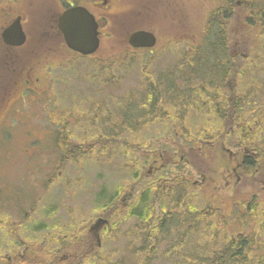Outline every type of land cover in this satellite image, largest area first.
I'll return each mask as SVG.
<instances>
[{"label": "rangeland", "instance_id": "obj_1", "mask_svg": "<svg viewBox=\"0 0 264 264\" xmlns=\"http://www.w3.org/2000/svg\"><path fill=\"white\" fill-rule=\"evenodd\" d=\"M233 1L222 5L228 6L226 16L216 9L221 0H112L115 12L104 28L112 40L94 56L110 63V77L96 71L98 62L87 66L83 57L65 54L58 61L68 69L54 72L40 95L41 82L35 88L38 94H22L25 76H9L13 68L15 74L26 71L31 58L34 63L40 56L30 57L24 47L12 63L0 41V190L14 188L10 195L16 193L11 203L0 199V264L7 263L5 256L28 254L32 248L45 247V254L52 256L74 250L62 247V235L67 234L64 241L71 245L77 229L86 232L105 212L111 214L115 230L110 226L102 232L100 247H84L83 263L91 258L86 264H190L193 258L173 251L181 255L191 250L210 264L209 248L222 247L227 233L236 232L257 235L264 244V155L240 171L229 158V151H239L241 158L244 148L254 150L241 144L238 128H231L236 120L244 116L249 131L264 132L255 118L258 109L264 116V23L259 19L264 0ZM21 9L30 35L26 46L39 45L44 14L24 2ZM138 29L153 30L159 44L152 54L134 50L126 59L127 41ZM219 43L224 48L214 52ZM197 45L201 48L194 52ZM214 53L219 55L211 59ZM170 71L177 72L176 79H166ZM92 139L94 146L85 147L84 140ZM190 147L197 150L182 156ZM60 149L72 157L61 161ZM182 157V166L187 159L194 165L186 177L179 166L168 163ZM58 159L61 165L52 170ZM37 162L46 165L45 171L35 170ZM51 170L53 176L60 174L44 193L49 187L40 180ZM177 176L187 180L174 182ZM153 183L158 184L146 193ZM117 192L126 195L115 197ZM140 192L153 199L150 224L158 217L180 220L178 237L166 229V237L175 239L180 249L166 247L168 241L150 245L152 225L147 233L143 222L150 217L146 206L143 218L128 212ZM176 200L180 205L172 209ZM247 204L257 209L254 223ZM28 209L36 213L26 216ZM195 228L198 238L205 235L203 247H197V237L189 247V232ZM252 253L257 254L251 247L249 257ZM259 259L264 264V255Z\"/></svg>", "mask_w": 264, "mask_h": 264}, {"label": "flooded vegetation", "instance_id": "obj_2", "mask_svg": "<svg viewBox=\"0 0 264 264\" xmlns=\"http://www.w3.org/2000/svg\"><path fill=\"white\" fill-rule=\"evenodd\" d=\"M221 1H222L221 6L217 8L224 9V10L228 8L227 5L232 4V2L234 3L233 0H221ZM2 2H5V4L0 5V18H1L0 41H1L2 47L4 48L5 52L8 55H10L11 57L9 58L10 61L12 63H15L17 59H20V54H19L20 49L24 47H25L23 50L24 53H27L29 50V54H31L30 57H35L36 55L40 56L38 59H35L34 63L32 62V58H31V64L28 68H26L27 69L26 71L22 69L21 71H19V74L14 73L15 68L9 71V74H10L9 76L11 77V79L16 78L15 75L25 76L23 83L26 84V87L22 85L23 87L22 94H24V92H27L32 95L38 94L39 92L36 91L35 88L37 86V83L39 82L42 83V87L40 89L39 95L43 94L46 88H48L49 85H51L49 83V79L51 81L53 80V77H52L53 73L58 72L61 69H65V70L68 69L67 67H63V68L60 67V62L58 61V57H61L62 55H65V54H68L70 56V53L76 55L75 52H73L67 47V41L65 38L64 31L59 26V17L65 11L72 9V8H77V7L85 8L86 10H88V12H90L93 15L94 19L96 20L98 24L97 31H98V38H99V47L100 45L103 44V42L112 40V33L110 31L109 32L104 31L106 23H111L109 22V18L111 17V14L115 12V5L112 2V0H2ZM22 2L28 5H32V8L40 7L39 12L44 14L43 19H41V21L39 22L40 32H41V35H39L40 36L39 45L36 42L34 45L30 44L26 46L29 43L28 39L30 35L28 34V30H26L25 19L23 18L24 15H23V12L21 11ZM224 2L225 3L227 2L226 6H222ZM17 19L20 20L23 32L25 34V41L22 45H19V46L12 44L13 41L9 43L6 42L4 38L2 37V32ZM126 22L127 20L125 18V23ZM123 25H126V24H123ZM10 40L11 39H7V41H10ZM121 42L122 44L124 43L122 39H121ZM112 49H114V45H112L110 50ZM126 55H128V53H126L125 56ZM42 56H44V58H42ZM77 56L80 57V55H77ZM66 65H68V63ZM176 73H174L173 71L169 72V74H171L172 77H174V74ZM1 81L2 79H0V82ZM30 84H32V87L30 86ZM52 141L53 140H51V142ZM55 146L58 149L61 147V144L58 140H57V144L55 143ZM179 150H183V149H179ZM196 150L197 148L190 147L188 150H183L182 156H184L186 152H195ZM262 150L264 151V146L262 147ZM229 153H230L229 158L230 159L234 158V162L238 166L241 165L242 163L243 164L245 163L243 161L245 159V157H243L244 154L241 158H239L238 157L239 151H234V152L229 151ZM252 153L254 155L257 154V152H252ZM62 155L64 156L63 153ZM164 155L165 154L160 153L161 159L163 161L167 160L164 157ZM143 159L144 157H142V160ZM182 160H183V157L182 159L180 158L179 162L177 163L173 162L171 164L179 166L180 170L178 172H182L184 176L186 177V174L189 175V173L191 172L189 168L194 169V165L191 166V162L189 161V159H187L186 163L182 166L181 165ZM249 160L256 162L255 159L249 158ZM59 164L61 165L60 159L57 160V163L53 166L52 170L57 169L60 166ZM33 165L35 167V170H37L38 173H40V170L45 171L44 166L46 165L42 167L38 165L37 163ZM186 165H188V167H186ZM52 170L46 176L45 181H43V179L42 180L39 179L42 185L48 186V187L52 185L53 183V175H52L53 171ZM43 176H44L43 174H39V177H43ZM176 178L178 180H187L183 177H178V176ZM10 191L6 192L4 189L0 190V199L7 200L9 203H11L14 200L12 198H15L16 193L10 195V193H12ZM130 193L132 194L131 191H129V194ZM4 195H10V198L3 197ZM15 209H16V206H15ZM26 213L27 212H25V214ZM143 219H144L143 222L145 223L144 230L148 233V226L150 225L149 219L148 218H143ZM164 220H165V217L159 218L157 223L153 224L152 227L154 228L156 225H158L157 227L158 229H163ZM172 226L174 227L175 224L173 223ZM88 228L86 232L85 230L81 228L77 229L76 232L71 235V238H70V240L72 241L71 245L69 244V241H64L66 238H68L67 234L62 235V238H63L62 247H89V248L100 247V243H101L100 235L98 236L95 231L89 232L91 229L88 231ZM25 256H26V253H23L21 255V257H25ZM83 256L84 254H82L81 257ZM4 258H6L7 264H11V261L15 259V257H12V256H5ZM60 258H62L63 260L71 259L72 263L77 261V259L73 257L72 254L69 252L63 253V255L60 257H53L52 261H57Z\"/></svg>", "mask_w": 264, "mask_h": 264}, {"label": "trees", "instance_id": "obj_3", "mask_svg": "<svg viewBox=\"0 0 264 264\" xmlns=\"http://www.w3.org/2000/svg\"><path fill=\"white\" fill-rule=\"evenodd\" d=\"M217 10L221 11V13H223V15H226V16L229 15V12H227V11H229V9H227V11H226V9L224 10V9H218L217 8ZM215 13H217V12H215ZM219 15H221V14L219 13ZM223 15H221V18L223 17ZM259 19L262 20V22L264 23V14L260 15ZM219 26H220L221 30L225 29V26L223 24L222 25L219 24ZM204 29H207V28L205 27ZM224 45H225L224 43H219V44L215 45L214 46V52L222 51V48H224ZM193 47H194L193 48L194 52H196L201 48V45H197V46H193ZM218 55H217V53H214V55H211V59H216V57H218ZM83 59L85 62H87L86 63L87 66H90V63H93V60L98 62V65L100 66L99 70L101 72V76H109L110 77V75L112 73L111 65H110V63L105 64L103 58L94 57V59H93V58H90L89 56H86V57H83ZM259 110L260 109L257 110V114H256L255 118L257 121V125L259 127H263V129H264V126H260L258 124L259 122L264 123V116L261 117L258 114ZM232 118H234V116H232ZM236 118H239V116ZM227 119H231V118H227ZM246 121H247L246 118H243L242 122L240 119L236 120L232 125H238L240 133L238 131H235V132L238 134L240 139L242 137L243 140H246L244 142L245 145L247 144L249 146H254L257 150H261V145L264 146V132H259V131L251 132V131H249V129L247 128V125H245L243 123ZM255 134L257 135V137H255ZM258 140H260V141H258ZM255 142H259V144H256ZM94 144H95L94 139L90 140L89 142L84 140V146L85 147L87 145L88 146H94ZM104 146H106V142H104ZM61 151L64 154V158H69V157L71 158L72 157V155L68 151H65V150H61ZM263 155H264V153L260 152L258 157H262ZM245 157H247V158H245L243 160L245 162L243 165L248 166V167L255 166L256 162L250 161L249 160L250 157H248V156H245ZM255 158L256 157H254V158L252 157L251 159H255ZM168 163L171 164L173 162H170L168 160ZM255 176H257V175H255ZM177 180L178 179L176 177L173 179L174 182ZM155 184H158V183L149 184V187H148L149 189H146L145 192L149 193L148 190L153 189L155 187ZM237 185H236V188H237ZM180 186H181V184L178 183V186H175V188L178 189ZM145 192H140V194L138 195L137 200H136L137 202L132 207L133 211H128V212H132V214L138 215V216H140V218H143V216H144L143 212L145 211L144 207L146 206V212L150 213L149 214L150 217H148L149 215H147V217L149 219V222H151L155 218L153 216L154 212H151L149 209V204L153 201V199H149L150 196L147 197L145 195ZM99 198L103 200L105 197L100 196ZM171 200L174 201V197H171ZM176 202H177V200H176ZM246 206H248V210H250V214H251L249 219L252 220V222L254 223L255 222L254 218L257 217L256 216L257 215L256 214L257 209L255 207H252L249 204H247ZM161 209L164 210L163 207H161ZM161 209H159V210L161 211ZM210 210H213V208H211ZM104 216L108 220H109V218H111V214L108 212H105ZM227 216L228 215H224L225 218H227ZM243 219L245 220V219H247V217L243 216ZM111 226L115 227L113 222L111 223ZM155 227H158V225H156ZM163 233L164 232H158L157 235L154 237L159 238V237H161V235ZM16 236L18 237L19 235H16ZM226 237H227V242L222 247H219V248L218 247L217 248L210 247L209 248L208 251H210L209 255L211 258L210 264H262V260H260L259 258L262 255H264V249L262 247H258L257 245H264V244H262V241H260L257 238V235L252 236V238H249L241 232H236L235 234L231 233V235H228V233H227ZM151 239L152 238L150 237L149 243H151ZM177 247H179V249H180V245H178ZM251 247L254 249V251L257 252V254L255 255L254 253H252L249 257L248 254H249V251L251 250ZM65 250L67 252L69 251V253H71L72 256L77 259L76 262L71 263V264H86L87 261L91 260V258H87L86 263L82 262L81 250L84 251V247H77L74 250H70V248H68ZM45 253H46L45 247H43L42 250H40V249L35 250L32 248L30 254H28V255H30L29 257L25 256L22 259L15 257V259L13 260V264H42L41 261H43L45 263V260L38 258V257H40L41 254H45ZM176 253H179V255H180V251L179 252L173 251V254H176ZM194 254H195L194 252H192L191 250H188V252H185V253L182 252L180 257H182L183 259L184 258H189V259L193 258L194 261L192 260L190 264H203V260L198 258V256L194 257ZM32 255H35L37 257L32 256ZM31 258H32V260H31Z\"/></svg>", "mask_w": 264, "mask_h": 264}, {"label": "water", "instance_id": "obj_4", "mask_svg": "<svg viewBox=\"0 0 264 264\" xmlns=\"http://www.w3.org/2000/svg\"><path fill=\"white\" fill-rule=\"evenodd\" d=\"M70 15L74 16L73 19ZM69 19H72V21L70 22ZM73 20L77 21L78 25H80L79 26L80 30L78 29L76 25L77 23H74ZM91 21H92V17H90L89 15L87 16V14L85 13L80 14L78 9H72L69 12L65 13L60 18V22H61L60 26L62 29L64 26H66L63 24V22H65L67 26L71 25L70 32L73 34V37H69L68 46L70 48L75 49L83 54H88L95 50L98 41H97L95 34L92 31L93 25ZM73 25H75L76 27ZM3 37L6 42L13 41L12 43L15 45H20L24 41V35L22 31L15 24L3 33ZM7 39H11V40L7 41ZM151 39H152V36L150 34H147L144 32H138V33H135L133 37H131L130 40L132 44L146 45L147 43L151 41ZM136 41H141L142 43H135Z\"/></svg>", "mask_w": 264, "mask_h": 264}]
</instances>
